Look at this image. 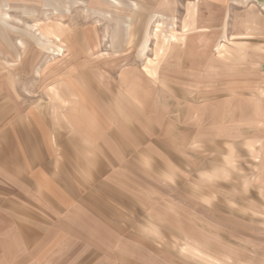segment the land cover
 Segmentation results:
<instances>
[{
	"label": "crops",
	"instance_id": "0c3cea01",
	"mask_svg": "<svg viewBox=\"0 0 264 264\" xmlns=\"http://www.w3.org/2000/svg\"><path fill=\"white\" fill-rule=\"evenodd\" d=\"M84 82L62 110L20 113L12 90H2L0 264H180L138 232L163 227L200 236L209 223L208 183L224 182L225 173L239 181L240 162L264 161V121L247 135L220 125L212 134L184 133L170 128L172 116H146L137 104L129 110L97 78ZM214 187L216 229L223 233L226 217L231 244L264 246L250 230L262 227L240 221L250 206H240L239 185L231 198ZM225 199L236 208L225 212ZM262 250L239 263L264 264Z\"/></svg>",
	"mask_w": 264,
	"mask_h": 264
},
{
	"label": "rangeland",
	"instance_id": "374dc122",
	"mask_svg": "<svg viewBox=\"0 0 264 264\" xmlns=\"http://www.w3.org/2000/svg\"><path fill=\"white\" fill-rule=\"evenodd\" d=\"M263 63L264 0H0V96L10 88L20 113L62 110L85 88L77 83L97 78L129 110L137 104L146 116H172L170 128L212 134L220 125L247 135L263 127ZM240 167L241 180L225 173L224 182L208 183L209 223L200 236L163 227L138 233L159 240L165 260L180 264L255 261V248L264 246L231 244V222L224 218L222 233L210 210L214 185L230 198L239 185L245 198L236 200L250 206L240 221L262 227L250 230L264 237V161ZM236 205L223 201L225 212Z\"/></svg>",
	"mask_w": 264,
	"mask_h": 264
}]
</instances>
